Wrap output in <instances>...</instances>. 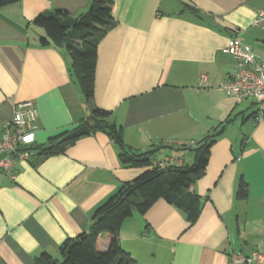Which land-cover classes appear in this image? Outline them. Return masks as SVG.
Wrapping results in <instances>:
<instances>
[{"label": "crops", "instance_id": "crops-1", "mask_svg": "<svg viewBox=\"0 0 264 264\" xmlns=\"http://www.w3.org/2000/svg\"><path fill=\"white\" fill-rule=\"evenodd\" d=\"M116 25L98 44L94 99L85 100L64 48L41 46L40 13L76 16L91 0H20L0 8V131L18 102H35V146L69 133L97 106L111 112L125 143L144 152L192 144L230 120L210 150L206 173L193 186L198 220L160 199L120 228L121 246L139 264H228L230 250L264 251V115L220 88L236 62L230 38L264 52V0H112ZM199 10L201 17L190 11ZM207 81L200 85L201 75ZM240 105H243L240 107ZM191 164L192 155L161 148L154 161ZM145 168L124 166L104 132L79 136L64 152L20 161L16 177L0 175V264H37L89 230L95 209ZM240 178L248 196L237 198ZM110 238H101L106 249ZM264 264V261L263 263Z\"/></svg>", "mask_w": 264, "mask_h": 264}, {"label": "trees", "instance_id": "trees-1", "mask_svg": "<svg viewBox=\"0 0 264 264\" xmlns=\"http://www.w3.org/2000/svg\"><path fill=\"white\" fill-rule=\"evenodd\" d=\"M19 1L0 0V8ZM112 8V0H91L88 9L76 16L66 10L55 9L40 13L33 19L34 25L45 31V36L39 40L41 46L64 48L70 55L71 74L88 102L94 99L98 44L116 25ZM190 11L201 17L198 9L190 8ZM229 121L223 122V125L196 143L181 144L178 147L160 145L137 152L125 143L121 126L111 119V112L96 106L92 115L79 127L87 125L92 133H106L118 146L122 165L146 170L135 179L123 182L95 209L89 230L63 242L60 246L61 258L42 253L36 258V263L139 264L121 246L120 228L128 217L135 212L145 214L160 199L180 210L189 225L194 224L201 214L202 201L193 186L206 173L211 147ZM66 134L51 139L46 146L34 147L33 158L38 161L45 156L62 153L79 138L62 139ZM166 147L191 152L193 162L179 164L166 161L163 166H159L154 159L160 149ZM247 196L248 183L240 178L236 197L243 199ZM105 237H109L110 242L106 249H102L101 238Z\"/></svg>", "mask_w": 264, "mask_h": 264}, {"label": "built area", "instance_id": "built-area-1", "mask_svg": "<svg viewBox=\"0 0 264 264\" xmlns=\"http://www.w3.org/2000/svg\"><path fill=\"white\" fill-rule=\"evenodd\" d=\"M264 22V8L253 19L254 25ZM225 52L233 57L236 70L220 82V88L237 104L252 100L257 105L258 116L264 115V52L258 55L253 47L236 37L230 38ZM207 74L201 75V85L207 81ZM38 110L32 100L18 102L11 120L0 131V175L16 177L20 161L32 159L35 153ZM166 161L159 160L163 166ZM264 251L255 248L245 253L230 250L228 264H262Z\"/></svg>", "mask_w": 264, "mask_h": 264}, {"label": "water", "instance_id": "water-1", "mask_svg": "<svg viewBox=\"0 0 264 264\" xmlns=\"http://www.w3.org/2000/svg\"><path fill=\"white\" fill-rule=\"evenodd\" d=\"M88 132H89V127L87 125H83L77 129L67 133L62 139L66 140V139L78 137V136H81V135L86 134ZM189 154L192 155L191 152H189ZM74 243H77V241H75Z\"/></svg>", "mask_w": 264, "mask_h": 264}, {"label": "rangeland", "instance_id": "rangeland-1", "mask_svg": "<svg viewBox=\"0 0 264 264\" xmlns=\"http://www.w3.org/2000/svg\"><path fill=\"white\" fill-rule=\"evenodd\" d=\"M250 103L253 104V101H252V100H246V101H244V104H245V105H250V106H251ZM241 106H243V105H240V107H241ZM253 106H255V105L253 104ZM255 107H257V105H256Z\"/></svg>", "mask_w": 264, "mask_h": 264}]
</instances>
